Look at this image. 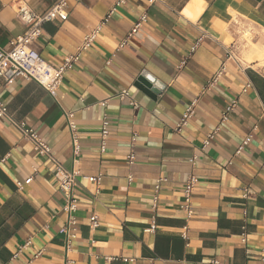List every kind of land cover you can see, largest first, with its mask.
I'll return each mask as SVG.
<instances>
[{
	"label": "crops",
	"instance_id": "obj_1",
	"mask_svg": "<svg viewBox=\"0 0 264 264\" xmlns=\"http://www.w3.org/2000/svg\"><path fill=\"white\" fill-rule=\"evenodd\" d=\"M58 1L0 0V50L10 51L25 31L20 7L42 16ZM67 12L66 21L44 24L35 44L54 68L112 14L55 96L20 79L0 84V101L65 169L79 172L78 210L69 220L53 162L2 119L0 264H262L264 0H79ZM122 91L137 106L122 101ZM190 173L198 183L189 216L183 205ZM160 179L166 181L157 190Z\"/></svg>",
	"mask_w": 264,
	"mask_h": 264
},
{
	"label": "built area",
	"instance_id": "obj_2",
	"mask_svg": "<svg viewBox=\"0 0 264 264\" xmlns=\"http://www.w3.org/2000/svg\"><path fill=\"white\" fill-rule=\"evenodd\" d=\"M79 0H59L57 3L53 5V7L44 15L39 16L28 6L20 7L17 11L18 20L24 25L25 31L24 33L14 39L11 42V50L10 51H2L0 50V84L4 86H9L16 82L17 80H26V81H34L38 83L41 87H43L48 93L52 96H55L59 87L61 86L65 74L68 70L72 69V67L79 62L81 58V53L91 47L97 38V34L99 30L105 25L108 20L110 14L102 24L88 35L84 39V43L78 49V52L64 61L63 65L59 68H54L48 65L42 56L40 55L38 49L35 47L36 42L40 39L43 34V25L49 22H53L57 19L62 21H66L68 18V6L70 2H77ZM150 3H154L156 0H149ZM146 17H143L141 21H145ZM140 24L136 26L138 28ZM196 47L194 48V50ZM218 75L211 81L209 84L210 87H213L218 79ZM119 98L124 100H129L132 106H137V103L131 99L128 91H122L119 94ZM236 107V104L233 103L227 108V113L233 111ZM194 114V105L188 108L186 114L183 116L180 121L177 130L181 131L188 123L189 119ZM226 115L223 117V121L226 120ZM2 119H6L10 125L18 132L21 138L29 143H32L34 149L44 158H47L51 162H53L56 172L60 177V191L64 196L65 204L63 207V211L67 214L69 220L73 219V214L78 210V201L75 197V185L77 183L80 174L76 170L69 171L65 169L52 155L51 149L49 145L43 141V139L32 129L26 127V124L22 121H17L9 114V110L7 106L0 101V121ZM71 129L73 131V145L75 156L78 157L80 154V146H79V138L77 135L76 127L73 122L70 123ZM219 132V128L216 129L211 135L208 136V139L204 142V147H208L210 141L214 138L215 134ZM109 136V121L108 118L105 117L103 119L102 130H101V151H105L106 142ZM251 137H247L244 142L246 145ZM133 141H136V137L133 138ZM239 150L238 154H240ZM128 164L133 165L136 160V153L134 150V146L131 147V153L128 156ZM196 158H192L190 160L191 164L195 165ZM86 181L95 182L97 185L100 184V177H82ZM32 178L28 179L25 184H30ZM166 181L165 179L159 180V185L157 186V190H160L161 184ZM198 179L194 173H190L185 182H184V205L183 208L188 212V215H191L192 210V194L197 187ZM19 188L23 187L22 183L17 184ZM157 198L154 199V206H157ZM91 224L94 228L99 226L97 216H93L91 218ZM150 232L155 231V225L148 230ZM183 237L187 240V231L183 233ZM29 244V243H28ZM27 244V245H28ZM26 245V246H27ZM20 247L18 250V254H20L24 247ZM70 248V242L67 246ZM108 261H113L114 259L109 258ZM260 261L264 264V247L261 251ZM214 264H217L216 261H213Z\"/></svg>",
	"mask_w": 264,
	"mask_h": 264
},
{
	"label": "bare ground",
	"instance_id": "obj_3",
	"mask_svg": "<svg viewBox=\"0 0 264 264\" xmlns=\"http://www.w3.org/2000/svg\"><path fill=\"white\" fill-rule=\"evenodd\" d=\"M246 34H247V32H246ZM263 52V51H262ZM261 52V53H262ZM264 53V52H263ZM256 54V53H255ZM255 56H257V58H259L258 60H260L261 62H260V66L262 67L263 66V62H262V59H261V56H262V54H257V55H255ZM257 58H250L252 61L254 60V59H257ZM264 58V57H263Z\"/></svg>",
	"mask_w": 264,
	"mask_h": 264
}]
</instances>
